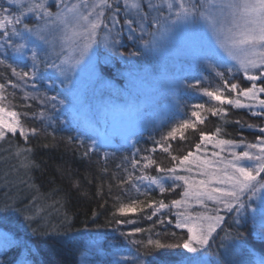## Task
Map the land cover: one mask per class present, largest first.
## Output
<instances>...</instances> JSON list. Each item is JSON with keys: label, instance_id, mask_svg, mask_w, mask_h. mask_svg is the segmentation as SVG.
<instances>
[{"label": "rangeland", "instance_id": "rangeland-1", "mask_svg": "<svg viewBox=\"0 0 264 264\" xmlns=\"http://www.w3.org/2000/svg\"><path fill=\"white\" fill-rule=\"evenodd\" d=\"M30 2H37V0H23L24 4ZM49 2L53 3L54 0H49ZM68 2L76 3L77 0H68ZM89 2L91 3L92 0ZM141 2L144 4V11H149L147 0H141ZM152 2L158 7L151 10V17H158L161 21L174 18V13L179 8V0H152ZM187 2L188 0H185V3ZM110 3L114 6L118 4L121 11L115 13L111 9H106L105 23L111 27L112 17L115 16L120 21L116 25V29H119L121 34L117 37L116 29H113L109 34L102 26L98 30L97 42L92 44L81 63L66 72L67 79L53 69L46 67L44 63L39 64L38 78L35 80L21 79L14 75L11 70L13 67L16 68L17 72H31V50L33 48L42 60L49 62L55 60L56 63H60V60L56 58L55 53L49 52L48 55H45L43 51L36 48V44L40 42L35 41V37L32 38L35 43H28L24 58L21 60L19 53L14 52L13 47L4 43L3 30H0V60L3 61L0 63V84H3L5 88L4 94L7 97L5 105L20 114L26 134L31 133L23 124L27 115L15 108L13 97L15 98L16 95H19L25 102L24 105L35 104L36 113L30 116L41 120L42 125L49 131L70 132L73 130L74 134L70 132L73 140L81 145H87L89 142L88 144L93 146L95 151L101 153L103 159L116 165L117 176L120 181H123L129 173L134 177L141 175L142 165L145 163L143 157H150L154 160L156 158V164L164 168L173 166V161H166L162 164V161L154 154L159 152L165 156H170L169 153L161 151L156 142L161 141L162 137L166 136L182 120L195 121V117H192L191 113L197 109H194L193 105L204 103L206 107L218 106L216 102L210 101L208 97L203 95L205 87L209 89L222 87L221 80L215 75V71L211 67L217 57L204 60L199 52L212 48L221 56L224 53L218 47L207 26L202 23L195 26L191 24L188 26H170V30L167 32L157 31L155 27H148L147 32H155L156 35L145 34L141 39V33L136 24L133 27H136L137 31L130 33L128 26L123 23L126 12L130 18H135V12L124 8V0H110ZM168 3L173 5L171 13L167 7ZM5 7L12 8L8 14L12 19L23 12L20 11L22 8L17 5H9L7 0H0V9ZM53 8V12H55L56 9ZM3 15L4 13L0 11V20L3 19ZM11 29L12 25H8L7 31L9 33ZM130 35L133 37L132 39L129 38ZM114 38L118 39L119 42L114 47L106 46V40ZM14 41L15 44L25 43L19 38H14ZM85 42L81 41V46ZM62 55L64 57L72 56V49ZM136 56L140 57L139 65L133 63ZM89 62L95 71L81 72V68ZM62 67L67 68L68 66L62 65ZM108 72L113 77H109ZM225 76L228 78L227 72H225ZM229 82L238 83L242 88L249 87L251 83L244 79L243 73L234 74L229 78ZM12 85H16V87H12ZM225 94L230 97L234 95L227 92ZM52 96L65 99V103L60 105L57 101L48 99ZM262 98H264V94H262ZM54 104L56 107H53ZM197 111H201L202 116L206 119L211 115L203 110ZM41 113L44 115L41 116ZM260 117L264 119V116ZM190 130L192 129L185 132V136ZM261 135L264 137V133ZM178 139H180L179 136L167 143L173 145V142ZM236 142L246 144L257 141L240 140ZM153 148H156V151H152ZM215 150L217 149H213L211 145L207 146L209 154ZM235 150L239 152L243 151L244 148L238 147ZM188 152L189 150L182 152L180 157ZM192 152H195V148ZM200 155H203V152ZM222 155L229 158L227 150ZM133 160L140 162L135 168L132 166ZM143 171L147 175H161L157 173L156 165ZM181 174L187 175V173ZM261 175L264 176V174ZM134 183L138 185L141 192L147 190L148 196L141 195L130 184H123L122 192L125 195L123 203H128L132 199H163L166 204H170L172 200L182 198V183L174 191H168V197L165 193L161 194L155 186L149 187L147 182L137 180ZM172 183V181H167L166 186ZM243 199L246 207L239 217L235 210L228 212L223 209V205H216L211 201H206V209L196 207L192 211L196 213L206 212L208 215H212L214 214L213 209L219 208L221 209L219 215L226 218L227 214L232 213L235 221L238 218L239 222H250L256 235L264 238V211H262L264 210V189L256 192L252 199H248L247 196ZM173 211L175 210L164 209L158 214V217H167L175 222L176 217L172 215ZM151 212L152 209H146L145 212H137L124 217L119 216L118 220L124 222L118 223L112 238L106 242L89 245L88 254L97 253L100 255V260L96 264H132V257L137 256V254L133 252L135 244L131 241L141 242L143 238L149 240L153 237L152 233L156 234L158 226H169H161L155 223L158 217H153L152 220L147 219L146 216ZM128 221L132 222L129 223ZM171 225L175 230L186 232L183 229H176L174 223ZM137 228H143L146 231L137 232L133 236L122 235V233L134 232ZM148 229L151 231H147ZM86 261L91 264V256H88ZM261 261L263 260H258L257 263L261 264Z\"/></svg>", "mask_w": 264, "mask_h": 264}, {"label": "snow or ice", "instance_id": "snow-or-ice-1", "mask_svg": "<svg viewBox=\"0 0 264 264\" xmlns=\"http://www.w3.org/2000/svg\"><path fill=\"white\" fill-rule=\"evenodd\" d=\"M9 5H17L23 9L21 15L14 19L8 15L12 8L5 7L0 9L4 13L3 19L0 20V30H3L4 43L13 47V51L19 53V59H23L26 53L28 43H35L36 48L48 55L49 52L55 53V60L49 62L42 60L38 52L33 48L31 50L32 68L29 71L17 72L13 67L12 73L21 79L28 78L35 80L38 78L37 69L40 63L53 69L62 76L67 71L79 65L83 57L87 54L93 43L97 42L98 30L103 26L110 34L120 21L113 16L111 27L105 23V10L111 9L119 13L121 8L117 4L114 6L110 0H77L76 3H69L68 0H37L24 4L23 0H7ZM55 7L56 11L51 9ZM158 7L152 0H147V9L144 11V4L141 0H124V8L135 12V18H130L125 13L123 23L128 26L129 32L137 31L136 24L143 35L148 34L155 36L156 33H148V27H155L157 31L167 32L170 26H188L204 24L216 40L218 47L224 53L219 55L212 48L201 50L199 55L204 60H210L216 56L217 60L211 65L215 75L221 80L222 87L203 89V95L210 101L216 102V107H206L204 103L193 105L194 109L209 112L212 116L227 117L228 111L225 105L232 106L236 109H248L252 116H264V0H179V8L174 13V18L161 21L158 17H151V10ZM169 12H172L173 5L168 3ZM33 26H29V24ZM12 25L11 32L7 31V26ZM20 27H17V26ZM117 37L121 34L116 29ZM35 37V41H33ZM14 38H19L25 43L15 44ZM130 39L133 37L130 35ZM81 41H86L81 46ZM119 41L114 38L106 40V46H115ZM15 44V46H14ZM59 48V51H57ZM72 49V56L64 57L62 54ZM78 51V54H77ZM135 55V53H133ZM0 63H3L0 60ZM89 64L81 68V72L95 69ZM67 65L68 67H62ZM223 69V70H219ZM228 73V78L225 76ZM243 73L246 81L251 82L249 87L242 88L238 83L229 82L234 74ZM16 87V85H12ZM35 87V85H33ZM5 88L0 84V141H5L7 134L15 136L17 133L27 139L26 131L21 123L20 114L11 110L5 105L7 99L4 94ZM232 93L228 96L225 93ZM48 99L57 101L63 105L65 99H58L52 96ZM53 107H56L54 104ZM193 110L192 117L195 121L182 120L176 124L161 141H157L161 151L169 153L172 161V167L164 168L156 164V161L150 157H143L145 163L142 165L141 175L134 177L131 173L121 181L123 184H130L138 193L148 196V191L141 192L140 188L134 181L147 182L149 187L155 186L161 194L174 191L176 187L183 185L181 199L172 200L166 204L163 199L160 200H140L132 199L128 203H120L116 213L121 217L137 212H145L146 209H152L151 214L146 218L152 220L158 217V214L164 209L175 210L172 215L176 217L175 222L167 217H158L155 223L161 226L171 225L174 223L176 229H183L187 232V237L174 244L162 243L159 239H149L143 244L146 252L153 249L160 250L164 248L183 249L187 253L196 254L210 247V241L214 239L213 234L217 232L224 221V216L219 215L221 209H213L212 215L205 213H196L192 209L196 207L207 208L206 201H211L216 205H223V209L232 212L235 210L238 217L245 209L246 203L243 197L247 196L252 199L256 192L264 189V137H258L256 143H237L231 139L220 138L222 129L217 127L212 134L200 133V143L195 145V152L189 151L186 155L180 157L171 154L172 141L179 138L185 139V132L188 129L195 130L197 124H203L206 117L202 116L201 111ZM44 114L41 113V116ZM236 123H241L239 120ZM251 128L252 125H249ZM260 133H264V127H260ZM31 135L36 134V129L31 130ZM203 145V148H202ZM211 145L213 149L210 154L207 152V146ZM238 147H243V151H236ZM93 149L89 147L83 155ZM227 150L228 157L225 158L222 153ZM255 150V151H253ZM21 166L25 169L39 167L30 159L28 153L31 149L25 148ZM152 151H156L153 148ZM203 152V155L200 153ZM17 157L22 155L21 151L15 153ZM140 162L132 161L133 168ZM156 165L159 176L147 175L143 170ZM187 173V175L181 174ZM167 181L172 184L166 186ZM180 182V183H177ZM77 187V185H73ZM264 211V210H262ZM124 221L117 220V223ZM131 223L132 221H128ZM239 222V219H236ZM146 231L143 228H137L134 232H128L127 236H133L137 232ZM147 231H151L148 229ZM175 236V233H172ZM133 244L141 243L131 241ZM139 252V249H137ZM132 264H145V261L139 255L132 257ZM151 264V262H149ZM175 264H207L203 256H180ZM264 264V261H261Z\"/></svg>", "mask_w": 264, "mask_h": 264}, {"label": "trees", "instance_id": "trees-1", "mask_svg": "<svg viewBox=\"0 0 264 264\" xmlns=\"http://www.w3.org/2000/svg\"><path fill=\"white\" fill-rule=\"evenodd\" d=\"M140 62L139 56L134 57L135 65ZM108 75L113 77L110 72ZM13 103L27 115L24 126L30 131L36 129V134H29L26 140L19 134H7L6 140L0 141V264H88V256L91 264H96L100 255L88 254L89 245L112 238L119 217L114 213L125 201L116 165L103 159L99 151H90L85 157L83 153L90 146L73 140V130L46 129L41 120L30 116L36 113L35 104L24 105L19 95L13 97ZM224 107L227 117L209 115L185 139L173 142L172 154L192 151L200 143L201 132L212 134L217 127L224 139L254 142L262 137L257 130L264 125L262 117L252 116L247 109ZM25 148L31 149L27 155L39 167L21 166ZM17 151H21L20 157L15 155ZM154 154L162 164L172 161L170 156ZM165 195L168 197L169 192ZM169 226H158L150 239L174 244L186 238V232ZM213 237L210 247L196 254L172 248L146 252V238L135 244L133 252L146 264H175L180 256H203L207 264L264 261V238L256 235L250 222L237 223L232 213Z\"/></svg>", "mask_w": 264, "mask_h": 264}]
</instances>
